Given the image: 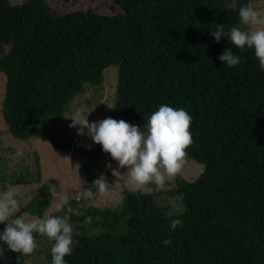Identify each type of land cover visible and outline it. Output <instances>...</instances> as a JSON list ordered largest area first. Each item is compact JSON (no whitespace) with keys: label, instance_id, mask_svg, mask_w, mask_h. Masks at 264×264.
<instances>
[{"label":"trees","instance_id":"trees-1","mask_svg":"<svg viewBox=\"0 0 264 264\" xmlns=\"http://www.w3.org/2000/svg\"><path fill=\"white\" fill-rule=\"evenodd\" d=\"M52 1L0 0L2 115L14 138L43 137L65 153L81 151L82 191L91 188L95 196L90 202L74 191L69 198L78 243L67 264H264V71L254 49L236 48L226 37L233 26L246 27L239 9L257 0H100L98 6L78 0L62 9ZM219 27L226 36L216 42L211 32ZM231 48L241 63L230 68L218 57ZM112 68L111 118L144 129L162 104L193 117L194 143L186 152L202 170L194 181L177 176L168 184L174 187L160 193L127 190L122 203L96 205V170L113 159L101 146L75 148L72 137L40 122H60L78 95L101 92ZM32 169L24 162L4 171L0 182L40 183L41 170ZM56 202L45 185L19 214L64 215L56 213ZM174 219L183 226L173 230ZM35 239L49 244L44 256L51 264L54 241ZM0 247V264H29L33 257L2 240Z\"/></svg>","mask_w":264,"mask_h":264},{"label":"clouds","instance_id":"clouds-1","mask_svg":"<svg viewBox=\"0 0 264 264\" xmlns=\"http://www.w3.org/2000/svg\"><path fill=\"white\" fill-rule=\"evenodd\" d=\"M239 20L245 28L233 26L226 36L223 28L219 27L211 35L216 42L226 36L236 48L243 50L247 46L254 49L259 67L264 71V11L243 6L239 9ZM218 59L230 68L241 63L240 57L233 53L232 48L223 52ZM89 114L90 112L85 114L82 108L75 109L66 118L72 121L69 127L77 128L78 136H83L87 129L93 142L99 144L113 159L109 162L115 160L120 168H127L126 176L133 189H140L148 184L162 188L168 180H174L180 174L187 158L186 149L194 143L190 131L193 117L184 108L160 105L150 115L144 129L140 125L111 117L89 122ZM15 156L22 157V150H18ZM108 167L107 164L106 168ZM49 186L52 195L58 198L56 213L65 212L64 215L26 219L23 214H19L22 206L19 188H0V224L5 225L0 232V240L13 252L31 255L38 247L35 235L47 236L54 241L50 249L51 264H67L65 257L72 255L73 246L78 243L73 240V232L78 226L70 223L68 213L72 209L69 197L57 192L54 186ZM92 186L97 188L101 196L109 191V183L103 175L95 179ZM94 196L91 188L78 193V198L90 202L94 201ZM85 222H91V217H87ZM177 226L182 227V221L172 220L170 227L175 230ZM163 243L171 246L172 242L166 239Z\"/></svg>","mask_w":264,"mask_h":264},{"label":"rangeland","instance_id":"rangeland-1","mask_svg":"<svg viewBox=\"0 0 264 264\" xmlns=\"http://www.w3.org/2000/svg\"><path fill=\"white\" fill-rule=\"evenodd\" d=\"M14 4H20L24 0H11ZM78 0H53L54 7L56 9H62L72 5ZM100 0L94 2V6H98ZM74 5V4H73ZM236 3L233 2L231 7H235ZM250 6L258 11H264V1L257 0L252 1ZM116 71V72H115ZM116 76V77H115ZM117 85V70L112 68L106 72V81L104 83V88L101 92L94 93L89 90L86 94L78 95L75 100L70 105V110L62 121L44 120L40 122L41 127L56 130L59 135L72 137L75 148L86 150L99 147V144L93 142V140L88 136L87 129H85V134L83 136L77 135V128H70L71 119L69 118L75 109L82 108L87 114L90 112L88 119L89 122H95L102 120L107 117L112 116V111L114 107V99ZM6 94V76L5 74H0V131H1V145H0V177H4L3 173L6 170L18 169L26 162L29 168L35 167L42 171L41 182L33 183L30 185L17 186L20 191L21 196V209L20 211L30 204L37 196L43 192L45 185L54 186L57 192L61 194H66L69 198H72L74 191H82L85 173L83 169L84 160L81 157V151H72L71 153H65L63 151L57 150L46 138L43 137H32L27 141H22L11 136L9 128L2 115V103ZM89 146H91L89 148ZM18 150H22L23 156L16 157L15 153ZM34 156L39 157L40 167L37 166ZM36 157V158H37ZM32 165V166H31ZM108 168H100L96 170V179L103 175L106 181L109 183V191L106 195L99 197L96 205L99 207H111L117 201L121 202L124 198V192L129 190L133 192H143V193H160L162 191L173 188V185H168L172 180H168L164 187L158 188L155 184H148L140 189H133V187L128 182V177L126 176L127 168H120L117 161H112L108 163ZM21 169V168H20ZM14 170V171H15ZM30 171V170H28ZM202 172L199 165H194L193 160L186 158V162L179 175L188 181H194ZM16 175V174H15ZM14 175V176H15ZM176 176V177H177ZM7 186H12L9 183L0 182V188H5ZM56 199H58L56 197ZM177 200H171L172 207L178 208ZM172 207L170 211L167 210L168 214L173 211ZM180 208V207H179ZM178 208V210H179ZM27 214V213H26ZM48 212L47 215H50ZM27 219L28 216L25 215ZM4 226V224H0ZM3 227V229H4ZM1 230V232L3 231ZM49 244L39 245L36 251L33 253V257L30 258L29 264H46L47 261L44 256V251ZM1 254V247H0ZM6 264H11L9 259Z\"/></svg>","mask_w":264,"mask_h":264}]
</instances>
